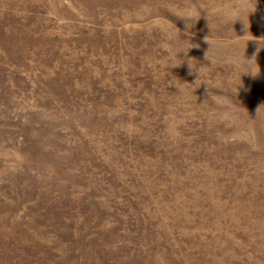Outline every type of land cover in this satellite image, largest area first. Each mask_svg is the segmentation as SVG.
I'll return each instance as SVG.
<instances>
[{"label": "rangeland", "instance_id": "obj_1", "mask_svg": "<svg viewBox=\"0 0 264 264\" xmlns=\"http://www.w3.org/2000/svg\"><path fill=\"white\" fill-rule=\"evenodd\" d=\"M177 2L0 0V264H264V0L200 79Z\"/></svg>", "mask_w": 264, "mask_h": 264}, {"label": "clouds", "instance_id": "obj_2", "mask_svg": "<svg viewBox=\"0 0 264 264\" xmlns=\"http://www.w3.org/2000/svg\"><path fill=\"white\" fill-rule=\"evenodd\" d=\"M164 9L168 10L178 18H182L186 21L187 27L194 25L200 18L202 13L206 15L209 27L211 29L210 36L205 37L206 43L209 45L204 59L208 62L205 65H195L192 63L193 59L188 57V52L190 49L195 48L199 44H194L192 42L191 35L188 32L181 33V31L167 18L161 15L160 10L157 9L156 16L164 24L165 31L161 34L162 40L171 49H174L176 55L183 53L186 58H188L189 68L198 73V78H202L201 69L208 68L211 71V60L208 56V52L211 48L210 37L212 39H218L220 41H230L233 39L231 32L233 25L236 21H240L247 29L248 18L250 14L256 10V0H179V2L174 3L172 6H165ZM215 33V35H213ZM247 35V34H246ZM260 48L261 41H259ZM259 49V48H258ZM233 73L235 75L241 76L242 74H251L250 72L245 73L239 67L232 65ZM211 80V84L208 80ZM207 86V92L211 95L208 99L212 104L216 105L218 109L227 111L229 107L227 104H221L216 97H222L224 100H229L226 94H216L213 89H218L223 93H227L229 90L233 91L237 88L236 82L229 79H220L217 82L215 77H205V82L202 83ZM230 103V101H229Z\"/></svg>", "mask_w": 264, "mask_h": 264}]
</instances>
